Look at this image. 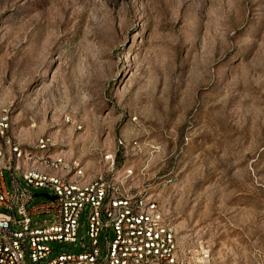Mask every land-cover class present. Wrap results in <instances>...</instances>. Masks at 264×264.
<instances>
[{"label": "rangeland", "instance_id": "1", "mask_svg": "<svg viewBox=\"0 0 264 264\" xmlns=\"http://www.w3.org/2000/svg\"><path fill=\"white\" fill-rule=\"evenodd\" d=\"M5 115L26 149L144 172L211 264H264V0H0Z\"/></svg>", "mask_w": 264, "mask_h": 264}, {"label": "built area", "instance_id": "2", "mask_svg": "<svg viewBox=\"0 0 264 264\" xmlns=\"http://www.w3.org/2000/svg\"><path fill=\"white\" fill-rule=\"evenodd\" d=\"M53 148L42 138L35 150L26 149L12 134L9 117L0 119V209L8 212L0 213V264H211L209 251L180 241L141 182L144 172L119 169L111 156L90 174ZM19 179L50 198L33 204L36 195L22 189ZM84 214L89 245L78 235ZM55 244L69 252L57 254Z\"/></svg>", "mask_w": 264, "mask_h": 264}, {"label": "water", "instance_id": "3", "mask_svg": "<svg viewBox=\"0 0 264 264\" xmlns=\"http://www.w3.org/2000/svg\"><path fill=\"white\" fill-rule=\"evenodd\" d=\"M36 197H42V198H47V199L50 198V197H48L47 195H36ZM52 200H54V199H52Z\"/></svg>", "mask_w": 264, "mask_h": 264}]
</instances>
